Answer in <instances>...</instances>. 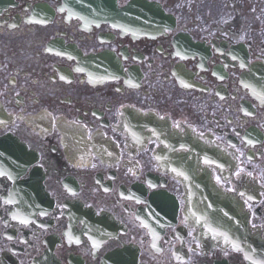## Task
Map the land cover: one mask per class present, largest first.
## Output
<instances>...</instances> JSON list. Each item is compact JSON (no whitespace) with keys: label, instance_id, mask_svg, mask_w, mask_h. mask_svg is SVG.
I'll return each instance as SVG.
<instances>
[{"label":"flooded vegetation","instance_id":"1","mask_svg":"<svg viewBox=\"0 0 264 264\" xmlns=\"http://www.w3.org/2000/svg\"><path fill=\"white\" fill-rule=\"evenodd\" d=\"M149 1L173 17L152 34L0 0V264L264 262V0ZM193 170L244 242L216 237Z\"/></svg>","mask_w":264,"mask_h":264},{"label":"water","instance_id":"2","mask_svg":"<svg viewBox=\"0 0 264 264\" xmlns=\"http://www.w3.org/2000/svg\"><path fill=\"white\" fill-rule=\"evenodd\" d=\"M74 9H88L97 18H105L121 25L132 26L139 24V29L149 32L150 23L164 25L170 21L162 8L147 0H132L128 6L119 8L117 0H70ZM91 11V12H90ZM87 12V11H86ZM145 25V26H143ZM186 177L191 182L194 195H200L205 201L210 213V221L217 229H223L231 234L232 240H243L250 237L247 222L240 206L226 197L213 185L207 173L199 175L195 170L188 172ZM104 264H140L138 255L131 247L118 249L109 254Z\"/></svg>","mask_w":264,"mask_h":264},{"label":"snow or ice","instance_id":"3","mask_svg":"<svg viewBox=\"0 0 264 264\" xmlns=\"http://www.w3.org/2000/svg\"><path fill=\"white\" fill-rule=\"evenodd\" d=\"M173 171H176V170L173 169ZM180 174L183 175V173H180ZM0 175H3V173H0ZM9 179H11V177H9ZM241 195H243V193ZM9 203H10V201H9ZM13 219H16V217L14 216ZM21 223L27 224L28 221L27 220H22ZM257 264H264V262H257Z\"/></svg>","mask_w":264,"mask_h":264}]
</instances>
